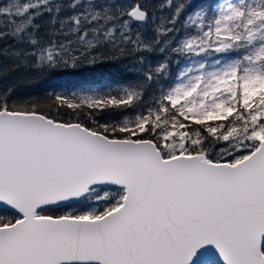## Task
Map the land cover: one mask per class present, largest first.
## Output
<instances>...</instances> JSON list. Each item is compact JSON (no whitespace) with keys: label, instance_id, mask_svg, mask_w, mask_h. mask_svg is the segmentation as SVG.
Segmentation results:
<instances>
[{"label":"snow or ice","instance_id":"1","mask_svg":"<svg viewBox=\"0 0 264 264\" xmlns=\"http://www.w3.org/2000/svg\"><path fill=\"white\" fill-rule=\"evenodd\" d=\"M120 59L108 93L0 95V264H264V0H0V64Z\"/></svg>","mask_w":264,"mask_h":264},{"label":"trees","instance_id":"2","mask_svg":"<svg viewBox=\"0 0 264 264\" xmlns=\"http://www.w3.org/2000/svg\"><path fill=\"white\" fill-rule=\"evenodd\" d=\"M67 4L69 0H62ZM124 3H132L133 0H123ZM151 7H157L160 0H144ZM65 15L70 14L65 12ZM167 15V10L158 11L157 17ZM48 16L42 17L38 23L46 26ZM136 25H133L134 30ZM43 31V29H42ZM47 38V37H46ZM127 59L106 60L102 64L89 66L84 63L77 68H56V69H35V68H18L13 69L9 61L5 60L0 64V95L11 90V98L17 102L39 101L44 104L52 103L54 96L63 94L71 96L73 92L81 93L96 89L101 93H108L119 87V85L129 78L126 66ZM6 64V65H5ZM175 67V66H174ZM72 110L61 109L59 119H74L70 115ZM55 114V110H53ZM118 113H105L98 117L100 121L107 122L109 119L118 117ZM115 122V119H113ZM88 210L81 205L75 204L70 206H50L47 209L48 215H61L68 211ZM0 215H11L9 211L0 209Z\"/></svg>","mask_w":264,"mask_h":264},{"label":"rangeland","instance_id":"3","mask_svg":"<svg viewBox=\"0 0 264 264\" xmlns=\"http://www.w3.org/2000/svg\"><path fill=\"white\" fill-rule=\"evenodd\" d=\"M6 65V64H5Z\"/></svg>","mask_w":264,"mask_h":264},{"label":"water","instance_id":"4","mask_svg":"<svg viewBox=\"0 0 264 264\" xmlns=\"http://www.w3.org/2000/svg\"><path fill=\"white\" fill-rule=\"evenodd\" d=\"M218 259V258H217Z\"/></svg>","mask_w":264,"mask_h":264}]
</instances>
